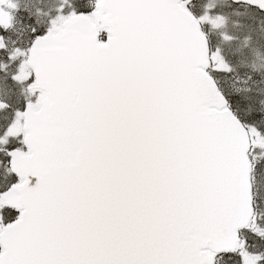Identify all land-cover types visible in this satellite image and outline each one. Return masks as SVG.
<instances>
[{
	"label": "snow or ice",
	"instance_id": "1",
	"mask_svg": "<svg viewBox=\"0 0 264 264\" xmlns=\"http://www.w3.org/2000/svg\"><path fill=\"white\" fill-rule=\"evenodd\" d=\"M0 264H264V0H0Z\"/></svg>",
	"mask_w": 264,
	"mask_h": 264
}]
</instances>
